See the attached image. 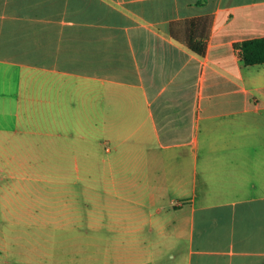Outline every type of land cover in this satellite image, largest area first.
<instances>
[{
    "label": "crops",
    "instance_id": "1",
    "mask_svg": "<svg viewBox=\"0 0 264 264\" xmlns=\"http://www.w3.org/2000/svg\"><path fill=\"white\" fill-rule=\"evenodd\" d=\"M202 16L199 55L171 23ZM263 37L264 0H0V128L40 103L47 126L88 110L134 143L89 219L126 244L92 264H264V64L239 47Z\"/></svg>",
    "mask_w": 264,
    "mask_h": 264
},
{
    "label": "rangeland",
    "instance_id": "2",
    "mask_svg": "<svg viewBox=\"0 0 264 264\" xmlns=\"http://www.w3.org/2000/svg\"><path fill=\"white\" fill-rule=\"evenodd\" d=\"M67 113L64 126H47L37 103L19 110L26 121L20 119L15 130L0 128V264H92V250L126 244L105 227L91 230L89 219L92 214L99 223L106 220L110 172L122 165L113 152L134 143L107 142L118 129L110 133V127L92 125L88 110ZM127 128L120 127L118 135ZM49 132L64 137L63 151L54 149L57 143L43 147ZM93 188L104 200L101 205L92 203Z\"/></svg>",
    "mask_w": 264,
    "mask_h": 264
},
{
    "label": "trees",
    "instance_id": "3",
    "mask_svg": "<svg viewBox=\"0 0 264 264\" xmlns=\"http://www.w3.org/2000/svg\"><path fill=\"white\" fill-rule=\"evenodd\" d=\"M212 17L202 16L190 19L173 21L171 23L172 36L199 55H204L207 50ZM242 58L246 65L264 64V37L246 40L239 46Z\"/></svg>",
    "mask_w": 264,
    "mask_h": 264
}]
</instances>
